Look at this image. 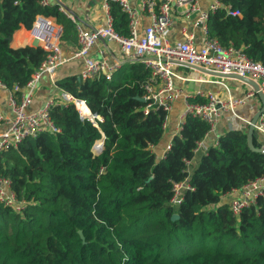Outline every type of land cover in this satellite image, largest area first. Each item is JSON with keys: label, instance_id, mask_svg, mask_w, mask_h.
<instances>
[{"label": "trees", "instance_id": "16d2710c", "mask_svg": "<svg viewBox=\"0 0 264 264\" xmlns=\"http://www.w3.org/2000/svg\"><path fill=\"white\" fill-rule=\"evenodd\" d=\"M219 1L207 19L209 36L264 66V0ZM228 8L239 14H227ZM109 12L114 30L128 35V17L117 2H109ZM38 14L62 26L63 47L76 48L75 24L59 4L0 0V82L9 89L24 86L45 58L39 46L9 44ZM149 76L135 62L111 80L102 74L57 80L102 121L95 127L72 103H56L50 118L58 132L0 151V176L23 203L19 211L0 203V264H264V194L237 215L222 200L264 175V153L248 147L247 125L224 129L207 154H193L208 125L187 115L158 158L164 113L145 115L138 99ZM102 136L96 153L92 145ZM253 143L262 144L255 137ZM186 158L193 189H181L173 204V183L185 177Z\"/></svg>", "mask_w": 264, "mask_h": 264}, {"label": "built area", "instance_id": "2783aa9c", "mask_svg": "<svg viewBox=\"0 0 264 264\" xmlns=\"http://www.w3.org/2000/svg\"><path fill=\"white\" fill-rule=\"evenodd\" d=\"M110 1L117 2L122 11L126 13L128 35H121L114 30L112 16L109 12ZM40 2L43 5L49 3L48 0H40ZM101 5L105 13L104 23L89 28L76 25L78 48L70 52L68 56L62 54L61 26L51 17L43 14L36 15L29 28V34L46 52L45 58L31 73L24 86H14L9 89L0 82V88L8 94L7 106L11 111L9 118H4L0 112V127L4 126L0 130V151L15 148L22 141L34 138L42 132H58L59 128L50 118V107L56 103H72L80 119L87 120L97 127V122L102 121V118L90 111L84 99L76 98L65 91H62L57 97L46 100L35 109L28 107L33 101L40 79L46 75L50 80H53L60 66L72 59H79L83 63V68L76 74L78 79H92L100 74L107 80L113 79L114 73L122 62L119 64L118 62L110 63L105 56L100 59L92 57L90 51L98 42L116 45L122 58L128 63L138 62L149 69V79L143 87V94L139 96L144 103L142 112L146 115L149 112L161 110L164 113L162 122L164 131L167 130L176 101L182 102L183 108L174 120L175 132L166 141L163 151L157 154L158 158H163L169 151L171 139L174 135L179 134L187 115L198 117L208 125L204 137L196 142L192 150L193 154L202 152L205 155L210 146L218 144L217 127L224 111H229L235 118H239L248 126L250 119L238 116L235 109L246 105L248 98L255 97L256 92L251 87L243 96L233 97L230 87L223 81L225 78L220 79L211 73L195 68H193L192 76L176 71L177 74L174 71L176 67L185 68L188 67L187 65H191L209 71L236 73L256 81L264 94V66L247 57L240 49L222 46L216 39L209 36L207 19L222 5L219 0H213L206 9L200 7L198 0H140L138 9L133 8L128 0H102ZM140 12L148 18L142 35H138L137 32ZM175 13H178L186 23L180 30L182 39L170 42L169 33L173 26ZM227 14L238 15L239 12L228 8ZM192 16L195 18L192 19ZM190 18L191 20H189ZM193 27L199 28L201 34L199 43L195 41ZM175 78L186 83L192 82L196 88L192 87L194 91L189 93L175 85ZM204 84L220 85L224 95H220L219 91L203 87ZM192 98H202L203 101H192ZM248 107L252 110L254 105L249 104ZM235 128L237 127L230 124L228 130ZM253 128L264 138V113L258 116ZM209 134L214 135L210 144L207 142ZM100 138L95 140L92 145V151L96 153L103 148V136ZM261 146L264 148V142ZM183 162L186 175L181 181L173 183L171 196L173 204L181 201V189H193L188 178L191 159H183ZM263 194L264 175L241 187L230 189L222 197L226 199L231 212L237 215L244 208L256 203L257 198ZM0 203L18 211L23 204L16 199L10 187V180L3 176H0Z\"/></svg>", "mask_w": 264, "mask_h": 264}, {"label": "crops", "instance_id": "0c3cea01", "mask_svg": "<svg viewBox=\"0 0 264 264\" xmlns=\"http://www.w3.org/2000/svg\"><path fill=\"white\" fill-rule=\"evenodd\" d=\"M48 1H49V3L59 4L60 10L65 14V16H67L68 18H70L74 22L75 27H76V25H79L81 27L89 28V27H93V26H97V25H102L104 23L105 13H104V11L102 9V5H101L102 0H48ZM198 1L200 4V7L203 9H206L213 0H198ZM128 2L133 8H137V9L139 8L140 0H128ZM194 18L195 17L192 16V19H194ZM189 20H191V18ZM147 23H148V18L146 17L145 14L140 12V14L138 15V24H137L138 35L143 34L144 27L146 26ZM185 23L186 22L180 18V15L178 13H175L173 15V26H172L171 32L169 33L170 42L182 39V36L180 34V30L185 25ZM58 25H60V24H58ZM61 28H62V26H61ZM192 31L195 35V41L197 43H199V41L201 40V34L199 31V28L193 27ZM76 36H77V34H76ZM32 40L33 39L31 38V36L29 34V29H25L24 27H20L10 36L9 44L11 47L17 48V47H22L25 45H31ZM60 45H61V43H60ZM75 47L78 48V41H77ZM76 48H71V47L67 48V47H63L61 45L62 54L64 56H68L70 54V52L74 51ZM100 51H102V53H100ZM90 54L92 57H94L96 59H100V58L105 56L106 59L109 60L108 62H110V63L118 62V64H119L122 62V64H120V66H119V69L114 73V76L117 74H121L127 66L132 64V63H128L127 60H124L122 58V55L120 54V52L117 49V46L114 44H108L107 45V44H103V43L101 44V42H98L97 44H95L92 47ZM82 68H83V63L81 60L72 59V60L65 62L62 66H60L58 71L55 73L53 80H50V78L46 75L43 76L39 81L37 90L34 94L33 101L29 105L28 108L29 109H35L36 107H39L40 105H42L46 100H48L52 97L59 96V94L63 90H61L57 86V84H56L57 80L64 79L65 77H68L71 75L76 76V74H78V72ZM174 71L175 72L177 71L180 74H181V72L183 74H186V75L188 74V76H192V74H194L193 68H188V67H185V68L184 67H176V68H174ZM114 76H113V78H114ZM226 80H231V88L230 89H231V94L233 97L243 96L248 91V89H250V86H248L247 84L240 82L238 80L230 79V78L223 79V81L226 84L228 83V82H226ZM174 81H175L176 86L186 90L187 92L191 93V91H194L193 85H192L193 88L191 89L190 84L186 83L185 81H182V80L177 79V78H175ZM235 81H238V82H235ZM203 87L210 88L213 91H219L220 95H224V92L222 91L223 88L220 85L204 84ZM7 95H8L7 92L5 90H3L2 88H0V112H1V114H3L4 118H9L11 116V111H10L9 107L7 106ZM249 104L254 105L252 110L249 109V107H248ZM260 107H261V102H260L259 97L256 94L255 97H251V98H248L246 100V105H244L242 107H237L235 109V113H237V115L240 117H243L246 119H251L252 115ZM182 108H183L182 102L180 100L176 101V103L174 105V111L172 112V115H171V120L168 124L167 130L164 131V135H163L164 136V144H162L159 147V149H160L159 153L163 151L166 141L175 132L174 120L177 116V113H179ZM231 115L232 114L229 111H224L222 113V116L219 120V124L217 127L218 136L224 131V129H228L230 124L234 125L233 122L227 120V118H229V117L231 118L233 116V115L232 116ZM243 123L244 122H242L240 120L239 124L235 122V125L238 127H241ZM3 127L4 126H1L0 130ZM255 138L260 143L264 142V138L258 133L255 136ZM213 139H214V135L209 134L207 136L208 144H210L213 141ZM222 200L226 201V199L224 197H222Z\"/></svg>", "mask_w": 264, "mask_h": 264}, {"label": "water", "instance_id": "95a60500", "mask_svg": "<svg viewBox=\"0 0 264 264\" xmlns=\"http://www.w3.org/2000/svg\"><path fill=\"white\" fill-rule=\"evenodd\" d=\"M31 45L32 46H38V41L36 39H33L31 41ZM187 66L190 67V68H195V69H197L199 71H202V72L211 73V74H213V75H215L216 77H219V78H225V79L226 78H230V79L238 80L240 82H243V83L247 84L248 86H250L256 92L257 96L260 99L261 107L258 110H256L255 113L252 115V117L250 119V122H249V124L247 126L246 143H247L248 147L252 151L264 153V148L262 146L257 147L253 143V137H255L257 135V133L254 131L253 124L255 123V121L258 118V116L261 113H264V94L259 89V86H258L257 82L252 80L249 77L242 76V75H239V74H236V73H223V72H217V71H209L207 69L196 67V66H191V65H187ZM188 83L190 84L191 88H192V85L194 86V88H196V85L193 84L192 82H188ZM138 99H140L141 101L143 100L141 97H138ZM103 141H104V139H103ZM177 217H178L177 214H173L171 216V219L173 220V219H175Z\"/></svg>", "mask_w": 264, "mask_h": 264}, {"label": "rangeland", "instance_id": "374dc122", "mask_svg": "<svg viewBox=\"0 0 264 264\" xmlns=\"http://www.w3.org/2000/svg\"><path fill=\"white\" fill-rule=\"evenodd\" d=\"M226 82H228L227 84L229 85V87L231 88V80H226ZM235 82H238V81H235ZM178 114V113H177ZM171 115H172V113H171ZM232 116V115H231ZM227 120H229V121H231V122H233V126H235V127H238V126H236L235 125V122L236 123H238L239 124V119H237V118H235L234 116H232L231 118L229 117V118H227ZM247 129V128H246ZM99 139H101V138H99ZM196 157V156H195ZM199 156H197V158H198ZM195 159V158H194ZM194 159H193V164H195V162H196V160L194 161Z\"/></svg>", "mask_w": 264, "mask_h": 264}, {"label": "bare ground", "instance_id": "6f19581e", "mask_svg": "<svg viewBox=\"0 0 264 264\" xmlns=\"http://www.w3.org/2000/svg\"><path fill=\"white\" fill-rule=\"evenodd\" d=\"M102 44V43H101ZM109 57V56H108ZM109 61V60H108Z\"/></svg>", "mask_w": 264, "mask_h": 264}]
</instances>
